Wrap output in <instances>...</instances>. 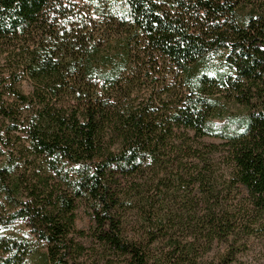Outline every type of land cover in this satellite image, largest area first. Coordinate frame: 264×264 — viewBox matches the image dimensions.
I'll use <instances>...</instances> for the list:
<instances>
[{
    "label": "trees",
    "instance_id": "obj_1",
    "mask_svg": "<svg viewBox=\"0 0 264 264\" xmlns=\"http://www.w3.org/2000/svg\"><path fill=\"white\" fill-rule=\"evenodd\" d=\"M82 1L0 0V196L45 242L44 264H69L77 200L120 264H196L207 248L173 233L168 185L192 182L208 247L237 218L216 214L210 168L178 132L221 140L232 187L264 217V0ZM17 142L29 174L6 184ZM34 251L0 238V264H27Z\"/></svg>",
    "mask_w": 264,
    "mask_h": 264
},
{
    "label": "rangeland",
    "instance_id": "obj_2",
    "mask_svg": "<svg viewBox=\"0 0 264 264\" xmlns=\"http://www.w3.org/2000/svg\"><path fill=\"white\" fill-rule=\"evenodd\" d=\"M73 1L80 6L85 5L82 0ZM19 88L24 93L30 91V86L25 81L20 84ZM185 133L189 139L182 136V131L178 132L174 139L178 144L185 142L184 145L197 148L198 156H200L201 160H205L204 164L206 166H209L215 195L214 201L212 200L214 203L212 204L216 206V214L220 215L222 212V214L236 216L237 222H235L233 231H231L226 240L215 239L208 247L206 245L207 232L200 228L204 206L201 204L197 205L200 195L191 185L192 182L185 178V182L189 184L188 187L172 183L168 185L169 189L166 191L169 194L168 202H170L168 211L172 216V221L169 225L173 233L189 241L195 237L203 244V248H207L206 251L200 249L196 264H264V236L259 231V225L264 223V217L250 207L247 195L241 187L238 189L232 187L230 183L231 168L224 158L225 147L220 146L223 142L214 138L195 140L192 132ZM22 143H16L18 148L14 152V156L19 160L17 161L19 162V168L12 172L6 184L12 178H19L20 181H24L28 177L29 171L27 168L30 165L26 164V158L29 154L23 149L19 152V147ZM209 145H216L218 149L213 153H209V150L205 147ZM8 151L9 149H3L5 155L0 157V166H2L5 157L9 154ZM192 161L196 163L199 160ZM185 162L188 163L190 161L187 158L181 164ZM59 183L60 179L57 177L50 179L47 182L48 188L54 190L58 188ZM44 189V186L41 185V194L45 193ZM16 198H19L22 202L27 200L24 193L18 194ZM19 208L20 206L9 203L4 195L0 196V238L15 235L27 239L35 248L27 264H44L41 261V254L45 252L46 244L39 237L37 230L31 227L30 222L13 217L15 210ZM193 208L195 211H191ZM119 213L121 215L126 214V220L129 223L135 220L134 211L128 212L122 207L119 209ZM74 214L73 231L68 236L70 242H68L69 251L66 255V260L69 264H120L122 258L117 257L108 248L102 246L93 236L92 210L89 204L77 200ZM181 221L184 225H181ZM127 231L129 235H133L140 230L138 226L131 223L126 228ZM199 231L202 232L200 233ZM49 264L55 263L52 261Z\"/></svg>",
    "mask_w": 264,
    "mask_h": 264
}]
</instances>
